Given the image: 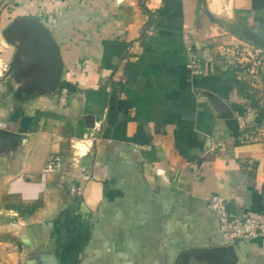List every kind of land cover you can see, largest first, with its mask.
Returning <instances> with one entry per match:
<instances>
[{
    "label": "crops",
    "instance_id": "obj_1",
    "mask_svg": "<svg viewBox=\"0 0 264 264\" xmlns=\"http://www.w3.org/2000/svg\"><path fill=\"white\" fill-rule=\"evenodd\" d=\"M19 17L59 49L52 91ZM234 27L264 40V0H0V264H264L207 204L264 217V53Z\"/></svg>",
    "mask_w": 264,
    "mask_h": 264
},
{
    "label": "water",
    "instance_id": "obj_2",
    "mask_svg": "<svg viewBox=\"0 0 264 264\" xmlns=\"http://www.w3.org/2000/svg\"><path fill=\"white\" fill-rule=\"evenodd\" d=\"M234 29L264 48V40L252 31L243 27H234ZM4 35L8 41L20 47L19 55L22 63L30 66L40 64L33 79L34 85L41 86L42 91L45 92L54 90L59 81L62 61L59 49L48 30L34 18L19 17L4 30ZM214 249L221 251L227 264H233L234 259L227 256L231 246ZM214 249H185L181 251L179 257L192 253L201 254Z\"/></svg>",
    "mask_w": 264,
    "mask_h": 264
},
{
    "label": "built area",
    "instance_id": "obj_3",
    "mask_svg": "<svg viewBox=\"0 0 264 264\" xmlns=\"http://www.w3.org/2000/svg\"><path fill=\"white\" fill-rule=\"evenodd\" d=\"M194 70L201 72L200 65L194 62ZM67 96L62 93L60 97L61 103H66ZM140 147H144L141 146ZM58 156H50L48 164L53 166ZM209 208L216 214L218 218V232L224 238L234 242L250 236H260L264 234V217L249 214L246 212L231 211L227 207L226 201L219 194L212 193L207 197Z\"/></svg>",
    "mask_w": 264,
    "mask_h": 264
},
{
    "label": "rangeland",
    "instance_id": "obj_4",
    "mask_svg": "<svg viewBox=\"0 0 264 264\" xmlns=\"http://www.w3.org/2000/svg\"><path fill=\"white\" fill-rule=\"evenodd\" d=\"M247 44V45H246ZM246 44H244V46H242V47H244L245 48V50H241L240 52H243V53H246L247 51L248 52H250V53H256V51H257V53H264V48H261V47H259V49H257L258 47L256 46V45H254L252 42H247ZM246 48H247V50H246ZM257 49V50H256ZM249 57H251V56H249ZM252 60H250L251 62H253V61H255L256 62V60H261V62H259V70L261 69L262 70V61H263V59H260V58H255V56H254V58H251ZM16 62V61H15ZM250 62V63H251ZM255 65H257L256 63H255ZM264 67V66H263ZM13 68H15V70H16V66H14ZM263 71V70H262ZM15 73H16V71H15ZM19 75H20V73H19Z\"/></svg>",
    "mask_w": 264,
    "mask_h": 264
},
{
    "label": "trees",
    "instance_id": "obj_5",
    "mask_svg": "<svg viewBox=\"0 0 264 264\" xmlns=\"http://www.w3.org/2000/svg\"><path fill=\"white\" fill-rule=\"evenodd\" d=\"M237 85H241V82L240 81H236ZM263 115V109H258V114H257V117L256 119L259 120Z\"/></svg>",
    "mask_w": 264,
    "mask_h": 264
}]
</instances>
